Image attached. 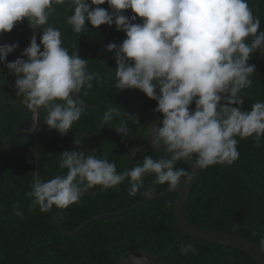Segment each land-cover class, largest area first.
<instances>
[{
  "label": "clouds",
  "instance_id": "9594fccd",
  "mask_svg": "<svg viewBox=\"0 0 264 264\" xmlns=\"http://www.w3.org/2000/svg\"><path fill=\"white\" fill-rule=\"evenodd\" d=\"M105 3L111 11L100 7ZM64 4L73 12L66 23L77 34L88 30L86 21L95 28L114 24L126 34L122 43L106 45L117 66L115 87L138 89L157 101L155 112L162 113L163 120L162 126H151L152 144L158 150L166 146L168 155L159 159L146 155L142 163L118 173L115 161L106 155L64 151L58 165L66 174L48 181L34 179L26 193L31 200L29 210L37 206L41 212L53 206L67 209L89 189L116 188L125 180L128 194L135 196L144 187L143 177L154 174L153 187L142 193L149 197L155 185L167 184L175 190L182 177L194 179L193 173L175 167L178 161L191 160L198 170L231 166L240 157L236 137H252L257 149L264 147V101L245 110L241 94L252 86L250 77L256 72V66L249 63L251 56L258 50L264 54V31L248 0H0V34L11 32L24 18L31 29L42 31L40 43L33 35L30 46L13 62L7 57L19 44L0 45V63L16 75V95L23 97L22 104L32 113L33 125L26 131L36 130L43 111V123L66 135L86 111L83 97L100 78L98 72L88 71V59L77 51L69 53L61 30L49 24L54 5ZM127 10L134 14L125 15ZM138 17L142 23H136ZM193 102L195 110L191 111ZM121 115L114 129L124 138L132 132L129 121L139 123L136 116L111 103L101 122L109 125ZM138 151L134 149L131 156ZM13 209L23 218L19 202ZM232 227L235 231L239 225ZM260 246L264 248V237ZM180 252L195 255L197 247L181 243Z\"/></svg>",
  "mask_w": 264,
  "mask_h": 264
},
{
  "label": "trees",
  "instance_id": "16d2710c",
  "mask_svg": "<svg viewBox=\"0 0 264 264\" xmlns=\"http://www.w3.org/2000/svg\"><path fill=\"white\" fill-rule=\"evenodd\" d=\"M248 3L261 21L260 31H264V0H248ZM54 7L56 11L49 18V24L61 30L63 46L70 54L77 51L81 58L88 59V71L98 72L100 78L93 82L87 97H83L88 105L86 111L66 135L43 123L46 116L43 111L39 129L30 133L26 130L32 128V113L22 104L23 97L16 95V75L9 74L5 63H0V82L6 80V84L0 83V264H115L130 250L148 251L166 264H263L240 248L209 241L184 230L174 214L178 195L175 191L126 212L95 218L146 198L142 193L153 187L154 174L143 177L144 187L135 196L128 194L129 183L125 180L116 188L89 189L79 203L67 209L53 206L49 212H41L37 206L29 210L31 200L26 193L31 191L34 179L48 181L66 174L67 170H61L58 165L59 155L64 151L106 155L110 161H115L118 173L142 163L146 155L153 159L168 155L154 148L147 138L151 126L163 118L162 113L155 112L157 101L138 89L119 91L115 87L117 66L114 53L108 52L106 45L122 43L126 34L118 31L114 24L95 28L88 21V30L77 34L66 23L67 17L73 14L69 5ZM100 7L111 11L107 3ZM124 14L134 13L127 10ZM136 23H142V19L138 17ZM33 35L39 44L42 31L31 29L27 18L17 22L11 32L0 34V45L19 44V48L8 55V62L21 58ZM249 63L256 66V72L250 77L252 86L241 93L245 110H250L257 101H264V54L258 50ZM111 103L138 118V124L129 121L132 128L129 136L122 138L114 129L123 115L114 117L109 125L101 122ZM194 106L193 102L190 109ZM236 139L240 157L234 164L199 169L198 180L185 203L184 216L201 227L240 234L261 248L264 147L257 149L252 137ZM134 149L140 151L132 157L130 153ZM175 167L193 173L184 160L178 161ZM187 182V178L182 177L178 186ZM167 187V184L155 185L152 195ZM16 202L23 218L15 214L13 204ZM91 218L94 219L72 232ZM233 224L239 225L235 231ZM185 242L196 246L197 254H182L180 244Z\"/></svg>",
  "mask_w": 264,
  "mask_h": 264
},
{
  "label": "water",
  "instance_id": "95a60500",
  "mask_svg": "<svg viewBox=\"0 0 264 264\" xmlns=\"http://www.w3.org/2000/svg\"><path fill=\"white\" fill-rule=\"evenodd\" d=\"M190 110L194 111L195 106ZM162 120H163V118L160 119L159 121H157L153 126H155V127L162 126ZM38 129H39V119L37 122L36 130H38ZM150 131H151V128L148 132L147 138H148L149 143L152 144V137H151ZM165 148H166V146H161L160 150L164 151ZM184 161L187 162L193 170L194 179L192 181H188L183 186H178L177 189H175V190L169 189V186H168L165 190H163L159 193L153 194L149 197L143 198L142 200H139L136 203H134L128 207H125L123 209H120V210H117L114 212L99 214L95 218H101L104 216H110V215L126 212V211L132 209L133 207H135L139 204H142V203L147 202V201H151V200L156 199L160 196H163V195L168 194L172 191H175L178 193V195H177V198L175 201L174 214H175V218H176L178 224L184 230H186V231H188V232H190L196 236H199L201 238L209 240V241H213V242H217V243H221V244L240 248L264 264V250L262 248H260L259 246H257L256 244L246 240L245 238L240 236V234L232 235V234L221 232V231L211 230V229H208L205 227H201V226L192 224L186 220V218L184 216L185 203H186V200H187L194 184L198 180L200 171L198 169L194 168V164L191 160H184ZM93 219L94 218H91V219L83 222L77 228H75L72 232L77 231L83 225H85L87 222H89ZM58 223H59V220H58ZM115 264H166V263L162 259H160L157 255L152 254L148 251L130 250V251H127L126 253H124L123 255H121V257L118 258V260L116 261Z\"/></svg>",
  "mask_w": 264,
  "mask_h": 264
}]
</instances>
